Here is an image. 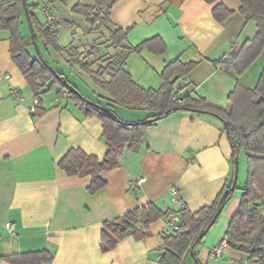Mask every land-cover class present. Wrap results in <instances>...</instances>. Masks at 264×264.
Returning a JSON list of instances; mask_svg holds the SVG:
<instances>
[{
	"label": "crops",
	"instance_id": "1",
	"mask_svg": "<svg viewBox=\"0 0 264 264\" xmlns=\"http://www.w3.org/2000/svg\"><path fill=\"white\" fill-rule=\"evenodd\" d=\"M217 4L232 12L222 23L212 16ZM39 6L42 12L44 6ZM239 8L238 0L214 4L204 0H117L110 10V26L130 29L128 46L155 37L165 45L160 56L130 54L124 71L138 87L158 90L162 85L159 74L166 64L194 62L192 70L175 81L174 94L202 98L228 110V96L235 86L255 88L264 70V47L240 76L213 64L231 61L256 33L255 24ZM20 32L27 36L23 18ZM13 89L19 91L21 100L12 96ZM46 94L40 95L44 112L37 116V99L11 61L9 34L0 31V264H9L5 256L42 250L52 257L47 264H157L161 236L170 233L165 216L149 226L145 238L127 237L109 252L100 247L102 223L150 203L167 214L174 209L169 192L173 186L184 208L195 213L211 206L232 177L231 146L223 123L208 114L175 113L146 128L136 151L125 145L119 167L101 174L106 185L89 194V177L68 176L57 164L70 149L103 160L107 147L101 122L82 114L73 102L58 98L55 91ZM99 100L95 102L103 103ZM114 112L128 123L149 115L121 107ZM232 199L222 210L227 208L217 235L206 238L219 217L195 248L201 264L246 259L227 247L219 259L209 253L223 240L227 221L237 209L239 201ZM7 222L13 225L12 233L4 227ZM190 262L188 258L186 264Z\"/></svg>",
	"mask_w": 264,
	"mask_h": 264
},
{
	"label": "trees",
	"instance_id": "2",
	"mask_svg": "<svg viewBox=\"0 0 264 264\" xmlns=\"http://www.w3.org/2000/svg\"><path fill=\"white\" fill-rule=\"evenodd\" d=\"M58 1L65 2V0ZM116 1L95 0L94 5L76 4L71 8L72 13L84 18L90 28L101 27L108 31L109 46L113 51L108 57L98 56L96 61L101 64L96 71L82 70L88 74L91 83L102 92L99 98L103 103L89 104L63 74L56 72L45 61L43 63L38 60L37 56L29 51L28 48L33 46L30 34L24 37L20 32L23 15L25 17L22 0H0V31L8 32L11 61L23 76L32 96L37 99L34 107L35 115L40 116L44 112L40 95L55 91L58 98L65 95L64 99L73 102L82 114L94 116L101 122L102 138L107 147L103 160L100 161L79 149H70L57 164L58 168L68 176L89 177L91 183L87 191L89 194H94L106 185L101 174L119 167V159L125 145L133 151L138 149L146 128L175 113L212 115L225 123L224 132L231 146L232 168L233 160L238 157L241 150L245 152L247 163L246 182L241 189L242 194L237 209L227 223L223 240L231 251L244 255L252 263L264 264V70L255 88L248 89L240 84L235 86L228 96V110L214 107L202 98L189 96L178 98L174 94L175 81L187 75L196 65L194 62L175 61L166 64L159 74L162 80L160 88L142 89L124 71L123 65L126 59L130 54L142 52L156 56L163 55L165 45L160 38L155 37L136 47L128 46L126 36L130 29L109 28L110 10ZM204 1L214 4L218 0ZM238 1L239 13L255 24L256 33L252 39L242 44L231 61H216L213 64L224 71L232 70L240 76L260 55L264 47V0ZM39 4L51 8L47 0H36L35 3L26 0L34 40L38 46L42 45L45 52L50 50L62 55L64 48L59 45L57 29L59 26L70 29L72 23L45 20V24L40 25L35 16ZM231 13L222 4H217L212 9L213 18L220 23L224 22ZM93 48L98 53L97 46L93 45ZM71 51L75 52L72 48ZM174 98L180 102H175ZM116 107L143 111L149 115L142 121L128 123L116 116L114 112ZM232 177L211 206L195 213H190L186 208L180 210L183 227L180 231H170L169 234L161 236L157 264H186L188 258H192L195 264H201L194 251L207 234L201 239L199 236L210 223L216 210L222 205L225 207L232 199L237 189L236 186L233 191L231 189ZM165 215L166 213L150 203L121 217L103 222L100 236L101 250L109 252L130 236L137 240L145 238L149 226ZM3 259L9 264H47L52 257L42 250L13 254Z\"/></svg>",
	"mask_w": 264,
	"mask_h": 264
},
{
	"label": "rangeland",
	"instance_id": "3",
	"mask_svg": "<svg viewBox=\"0 0 264 264\" xmlns=\"http://www.w3.org/2000/svg\"><path fill=\"white\" fill-rule=\"evenodd\" d=\"M94 3L95 0H65L64 3H61L58 0H52L51 7L56 17L55 22H70L72 23V28L68 29L63 26H59L57 29L59 45L64 48L62 55H57L50 50L45 52L41 44L38 46L40 56L43 60L56 72L63 74L67 78L68 82L77 88V91L84 99L92 102L99 100L100 98L98 95L102 94V92L91 83L88 74L82 72V70L88 69L92 72L96 71L98 66L101 64V62L96 61L98 56L108 57L113 53L109 46V33L106 29L101 27L90 28L84 18L72 13L71 8L76 4L94 5ZM35 16L40 25L45 24V18L39 5L35 11ZM109 28L113 29L111 26H109ZM23 29L27 31L28 35L29 31L24 15ZM93 45L97 46L96 50H98V53L95 52ZM71 48L74 49L75 52H72ZM28 49L36 56L33 46ZM48 93L53 94V91H48L47 94ZM246 177V155L245 152L241 150L238 154L237 189L234 191L233 201H239L242 194L241 189L245 185ZM226 210L227 208H225L224 212L221 213L217 225L211 230L210 235L206 238L217 235V232L220 230L219 226L225 222L224 218L226 217ZM228 222L229 219L227 223ZM218 239H220V237ZM205 240L207 241L208 239ZM190 259L192 262L189 264H195L194 260L192 258Z\"/></svg>",
	"mask_w": 264,
	"mask_h": 264
},
{
	"label": "built area",
	"instance_id": "4",
	"mask_svg": "<svg viewBox=\"0 0 264 264\" xmlns=\"http://www.w3.org/2000/svg\"><path fill=\"white\" fill-rule=\"evenodd\" d=\"M42 13L44 15L46 22H55L56 21V17H55L54 12L51 8L44 6L42 8ZM5 78H8V77L5 76ZM11 94L16 100H18V101L21 100V96H20L19 91L17 89H13L11 91ZM61 98H65V95H63V97H61ZM173 100L175 102H178V103L180 102L176 98H174ZM137 182L140 183L141 180H138ZM169 192H170L171 200L174 204V209L169 211L165 215L166 225L170 229V231L176 232V231H180L183 227V222L180 218L179 212H180V210L184 209V205L180 199V194H179V191L177 190L176 187H174V186L170 187ZM4 227L9 233L13 232L14 228H13V225L11 223H9V222L5 223ZM226 247H227L226 241L222 240L217 246L213 247L210 250V252H209L210 256L212 258H216V259L221 258L223 251L226 249ZM229 263L230 264H251V262L247 259H243V260L229 259Z\"/></svg>",
	"mask_w": 264,
	"mask_h": 264
},
{
	"label": "water",
	"instance_id": "5",
	"mask_svg": "<svg viewBox=\"0 0 264 264\" xmlns=\"http://www.w3.org/2000/svg\"><path fill=\"white\" fill-rule=\"evenodd\" d=\"M22 3H23V6H24V14H25V19H26V22H27V26H28V31H29V34H30V37L32 39V44H33V47H34V50L36 52V56L38 58V60H40L41 62L44 63V60L43 58L40 56V53H39V49H38V45L37 43L35 42L34 40V33H33V28H32V25L30 23V19H29V15H28V11H27V8H26V0H22ZM83 100L86 102V103H89V104H93L92 102H90L89 100L87 99H84ZM223 126L225 127V123H223ZM237 178H238V157H236L234 160H233V177H232V186H231V189L232 191L234 190L235 186H236V183H237ZM223 205L220 206L215 214L213 215L210 223L207 225V227L205 228V230L201 233V235L199 236V239H201L203 236H205L208 231L211 229V227L214 225V223L217 221L218 217L220 216V214L222 213V210H223Z\"/></svg>",
	"mask_w": 264,
	"mask_h": 264
}]
</instances>
